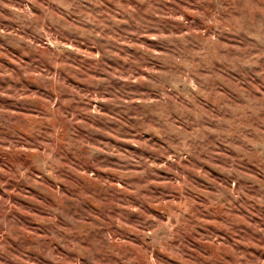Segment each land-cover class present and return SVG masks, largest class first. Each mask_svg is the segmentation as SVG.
Segmentation results:
<instances>
[{"label":"clouds","instance_id":"9594fccd","mask_svg":"<svg viewBox=\"0 0 264 264\" xmlns=\"http://www.w3.org/2000/svg\"><path fill=\"white\" fill-rule=\"evenodd\" d=\"M0 264H264V0H0Z\"/></svg>","mask_w":264,"mask_h":264}]
</instances>
